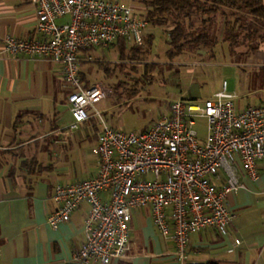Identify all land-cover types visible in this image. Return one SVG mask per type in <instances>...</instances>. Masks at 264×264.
<instances>
[{
  "label": "built area",
  "instance_id": "built-area-1",
  "mask_svg": "<svg viewBox=\"0 0 264 264\" xmlns=\"http://www.w3.org/2000/svg\"><path fill=\"white\" fill-rule=\"evenodd\" d=\"M30 4L37 39L6 37L0 53L58 63L68 88L69 131L86 123L98 131L94 149L98 174L78 183L55 184L50 197L55 209L47 224L52 229L68 222L82 205L88 207L84 241L73 253V263L129 259L131 212L145 207L150 208L157 231L173 240L181 264L191 235L206 230L227 234L233 219L228 197L244 188L238 172L255 180L256 161L264 158V102L238 109L223 82L202 107L178 100L147 129L120 132L94 108L109 93L98 84L84 87L82 56L118 41L142 45L147 20L123 0H30ZM60 19L67 22L58 23ZM197 117L206 120L203 140L195 131ZM221 173L224 181L217 185Z\"/></svg>",
  "mask_w": 264,
  "mask_h": 264
},
{
  "label": "crops",
  "instance_id": "crops-1",
  "mask_svg": "<svg viewBox=\"0 0 264 264\" xmlns=\"http://www.w3.org/2000/svg\"><path fill=\"white\" fill-rule=\"evenodd\" d=\"M130 1L140 5L143 0ZM35 23L30 0H0V50L6 37L36 40ZM252 57L248 63L264 71V53ZM67 94L58 63L0 53V264H74L72 255L84 241L87 205L56 229L47 224L55 209L54 185L89 180L99 170L93 156L98 131L84 136L69 131ZM229 94L236 108L251 106ZM263 102L264 94L254 105ZM256 174L251 180L238 172L244 188L228 197L233 219L227 234L191 235L185 264H264V158L256 161ZM223 181L221 173L216 184ZM128 231L129 259L110 264H181L171 237L154 227L149 207L131 212Z\"/></svg>",
  "mask_w": 264,
  "mask_h": 264
},
{
  "label": "rangeland",
  "instance_id": "rangeland-1",
  "mask_svg": "<svg viewBox=\"0 0 264 264\" xmlns=\"http://www.w3.org/2000/svg\"><path fill=\"white\" fill-rule=\"evenodd\" d=\"M123 3L133 6L135 13L145 18L146 7L142 2L138 5L123 0ZM167 42L166 28L147 23L142 45L138 52H130L128 59L119 60L113 46L95 49L83 57L81 72L88 84L101 85L109 93L107 99L94 106L109 127L124 133L141 132L167 114L169 103L183 100L202 107L221 90L223 82L227 85V92L235 94L236 101L244 104L252 106L263 96L264 71L248 63L256 58L247 57L245 48L237 50L239 63L230 56L224 43L215 47L213 58L202 51L201 54H184L169 60ZM127 46L128 49L135 47ZM257 61L261 58L258 57ZM100 64L108 68L107 74L98 66ZM194 123L198 138L203 140L206 120L197 117ZM84 126H79L76 136L94 130L92 126L85 130Z\"/></svg>",
  "mask_w": 264,
  "mask_h": 264
},
{
  "label": "trees",
  "instance_id": "trees-1",
  "mask_svg": "<svg viewBox=\"0 0 264 264\" xmlns=\"http://www.w3.org/2000/svg\"><path fill=\"white\" fill-rule=\"evenodd\" d=\"M142 3L146 7L147 23L167 29L169 60L202 51L213 58L214 49L220 43L226 44L236 63H239L237 50L241 47L247 50V57L264 52V0H148ZM140 46L128 49L126 43L118 41L113 47L119 60H126ZM92 51H86L82 57ZM98 66L105 74L109 72L103 68L105 65ZM80 76L84 87L90 86L82 72Z\"/></svg>",
  "mask_w": 264,
  "mask_h": 264
}]
</instances>
